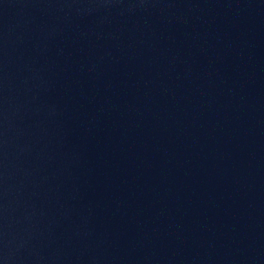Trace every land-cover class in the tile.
Here are the masks:
<instances>
[{
    "label": "water",
    "instance_id": "water-1",
    "mask_svg": "<svg viewBox=\"0 0 264 264\" xmlns=\"http://www.w3.org/2000/svg\"><path fill=\"white\" fill-rule=\"evenodd\" d=\"M0 264H264V0H0Z\"/></svg>",
    "mask_w": 264,
    "mask_h": 264
}]
</instances>
